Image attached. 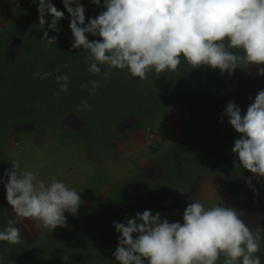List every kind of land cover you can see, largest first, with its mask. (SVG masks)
I'll return each instance as SVG.
<instances>
[{
    "label": "rangeland",
    "instance_id": "1",
    "mask_svg": "<svg viewBox=\"0 0 264 264\" xmlns=\"http://www.w3.org/2000/svg\"><path fill=\"white\" fill-rule=\"evenodd\" d=\"M89 1L81 0V3ZM51 2L58 10L64 11L61 0ZM84 8L87 18L90 11L85 5ZM99 11L101 8L93 5L92 16L95 17ZM47 23L48 21L43 29L38 24L37 4L32 3V0H12L5 10L0 11V58L3 59V64L7 59L9 64L13 63V67L4 66L3 75L0 76L3 79L0 90L16 97L14 114L11 117L7 115L1 123L6 126L0 129V175L5 168L11 166V162L18 161L21 168L38 170V179L45 182L53 177L63 180L75 188L81 197L84 196V200L75 216L67 213L65 225L51 231L43 226L37 227L38 221L32 218L16 216L4 199L5 190L3 184H0V229L6 226L9 218L14 217V226L20 230V243L24 247L27 244L35 246L36 243L46 245L49 237L55 239L58 235L70 233L66 238L69 239L68 250L63 252L58 246L55 251L62 254L61 264H119L112 256L119 233L114 231L108 217L111 222H123L145 209L153 207L161 211V206H166L165 210L170 213L165 218L172 222L181 219L190 197L200 200L205 207L224 204L232 206L240 211L241 218L250 228L255 229L258 225L264 227V188L260 189L263 182L258 184V181H261L259 178L252 180L250 188L245 184V179L252 174L247 172L232 174L219 171L216 165L206 168L195 161H190L191 169H187L184 162L177 163L172 172L169 159H165L167 163L162 160L166 152L178 143H182L181 147L186 148L185 151H188L190 145L200 148V134L206 135L209 127H213L211 130L214 129L218 133L225 132L222 120L218 121V114H222L227 101L231 100L236 92L243 90L246 91L248 105L251 99H254L256 91L264 88V77L256 75L255 66L249 70L237 68L231 75L225 72L237 82L220 78L225 82V87H216L217 83H212L211 93L206 88L194 99L184 98L160 112L146 107L141 97L145 93L162 97L165 88H162L159 81L162 78L174 81L178 73L186 70L190 64L183 57L175 72L151 71L146 74L144 80L131 77L126 69H112L109 77L104 78L110 84L105 86L103 81H100L103 90H98V94L92 95L97 99L96 105L89 104L90 110H85L72 90L57 97L53 94L56 89L47 78L32 79V73L37 69L47 71V68L40 65L51 57L50 54L46 55V52H49L47 49L63 50V46L69 42H61V38H65L64 32L69 29V16L66 11L58 21V32L48 30ZM43 30H48L49 36L55 35L56 43L47 45L46 41L41 40ZM28 47L43 50L41 52L45 54L46 59L36 60V63L24 62L23 65L12 59L20 50L16 58L18 59L21 50ZM78 55L80 58L83 56L81 53ZM29 63L31 68L27 66ZM211 69L213 76L220 74L218 69ZM70 72L69 77H72L73 69ZM154 83L157 85L155 89L152 86ZM77 91L79 90L74 92ZM152 101L156 104L155 100ZM70 110H76L78 113L85 111V114L90 112L95 118L101 117L102 121H98L97 125L92 123V120L81 121L83 118L79 120ZM165 122L172 128L177 127L175 130H178L179 135L168 150L156 155L155 150L158 147L152 144V139L157 133L158 125L161 126ZM109 124L111 127H108ZM98 125L100 130L94 131ZM81 127L85 128L82 130ZM138 131H143L141 137H136ZM186 137L192 139L187 140ZM138 140L147 143L148 154L143 157L145 151H137L136 156L123 165L122 161L128 159L127 150L132 147L135 150L141 148L136 143ZM216 156L220 154L217 153L214 157ZM49 173L51 175L48 176ZM156 183L158 187H163L165 192L166 200L162 201L164 204L153 195L147 196L148 190L157 194L154 191ZM257 184L260 187L258 191ZM99 228L103 229L101 235L96 233ZM100 236L103 244L99 240ZM106 239H110L107 243L111 255L110 262L101 263L99 256L104 251L107 253L106 249L103 250ZM82 247L84 252L79 250ZM263 247L264 240L261 241L260 251L257 253L261 264H264ZM89 248L91 250L88 251ZM223 259L221 254L216 264H223Z\"/></svg>",
    "mask_w": 264,
    "mask_h": 264
},
{
    "label": "clouds",
    "instance_id": "2",
    "mask_svg": "<svg viewBox=\"0 0 264 264\" xmlns=\"http://www.w3.org/2000/svg\"><path fill=\"white\" fill-rule=\"evenodd\" d=\"M64 11L51 0L37 4L38 24L58 32V21L66 11L72 36L71 48L86 50L87 71L94 77H109L112 69L123 70L144 80L148 72H175L183 57L192 68L206 65L229 75L237 68L256 67L264 77V0H90L101 11L85 20L81 0H61ZM50 17V20H49ZM43 30L41 40L56 43V36ZM89 35L99 37L90 40ZM46 45V46H47ZM58 73V74H55ZM52 76L59 97L69 88V75L37 69L32 79ZM97 79L81 83L82 90L94 95ZM251 99V98H250ZM81 106L90 110L87 100ZM227 123L239 133L231 152L238 164L252 176L264 178V88L258 89L243 112L233 100L222 111ZM223 122V121H221ZM234 164L237 161L233 162ZM0 175L4 199L16 216L38 221L49 230L64 226L65 212L75 216L82 198L63 180L38 179V170L10 163ZM254 191V189H253ZM180 220L170 222L160 212H137L123 222H112L119 233L112 256L119 264H261L257 255L264 240V227L250 228L236 208L205 205L191 199ZM14 217L0 229V242L18 244L20 230ZM0 264H5L0 259ZM8 264H12L10 260Z\"/></svg>",
    "mask_w": 264,
    "mask_h": 264
},
{
    "label": "trees",
    "instance_id": "3",
    "mask_svg": "<svg viewBox=\"0 0 264 264\" xmlns=\"http://www.w3.org/2000/svg\"><path fill=\"white\" fill-rule=\"evenodd\" d=\"M83 5H85L88 8V11H90L89 16H92V12L91 9L93 7V4L89 2H85L82 3ZM87 17V18H88ZM93 17V16H92ZM87 18H85V20L87 21ZM68 27V26H67ZM69 30V29H68ZM68 30H66L65 33V38H61V42L64 41H69L66 43V46L68 48H66V46H63V50L62 48H51V49H47L49 50V52H46V55L48 56V54H50L51 57H48L47 59L44 57V53L33 49V48H26L21 50L22 53H20V55L18 56L19 58H17V55L19 53L16 52L12 57L13 60H15L19 65H23L24 62H31L33 61V63H36V60H40L44 58V63L40 64L42 65V67L47 68V71L50 73H54L56 69H59L60 72H65L68 75L71 73L70 70L73 69L74 74L72 77H69V88L68 90H72V93H74L75 97H78L79 102H81V100H87L88 104H94L96 105V101L97 99L95 97H92V95L90 96L87 92V90H82L80 85L81 83H87L89 80L91 79H97L99 81H103L104 85L106 86L107 84L109 85L110 82H108L106 79L101 78L100 76H93L91 73H89L86 69H87V64L85 62V55H86V50L84 49H73L71 48V43H72V36H71V32L68 33ZM62 34V33H60ZM63 35V34H62ZM61 35V37H62ZM90 40L94 39L95 37L89 35L88 37ZM98 38V37H96ZM36 47V46H35ZM20 49V48H19ZM34 51L36 53H34ZM78 53L83 54L82 58L79 57ZM22 56V57H21ZM5 63L3 64V59L0 58V76L3 75V70H4V66H7L8 68L13 67V63L9 64V59L4 61ZM85 65V66H84ZM28 68H31L32 65L29 63L27 64ZM40 67V68H42ZM212 69L206 65H202V66H197L192 68L191 65H189L187 67L186 70H184L183 72L178 73L177 77L175 78L174 81H166L165 78H162L159 83L161 84L162 88H165L164 91V95L162 94V97H153L152 94H148L145 93L144 96L141 97V100L144 101L146 104V107H152L153 109H155L154 111L156 112H160L165 108H170L172 106L175 105V103H178V101H182V99L186 98L188 100H192L196 97V95H201V90H206V88L209 90V92H212V83L215 84L217 83L216 87H225L226 84L225 82L222 81V79L224 80H231V82L236 83L237 81L234 80V78H229L227 76V74L223 73V74H219L218 76H213L211 71ZM17 71V70H15ZM58 74V73H55ZM80 75L81 77L78 78L77 76ZM50 77V78H49ZM47 77L48 82L51 84V86L53 85L54 89H57V84L56 82L53 80L52 76ZM222 78V79H220ZM75 79H78L79 81L77 82V80L75 81ZM101 79V80H100ZM218 80V81H216ZM233 80V81H232ZM75 81V82H74ZM3 82V79L0 78V86L1 83ZM192 82V83H190ZM153 89H155L157 87V85H155V83L152 85ZM156 86V87H155ZM79 90L77 92H74L76 90ZM98 90H103L102 87L99 85L96 93L98 94ZM206 92V91H205ZM204 92V93H205ZM147 94L149 97H147ZM152 96V97H150ZM246 91H239L236 92L233 97L231 98V100H233L237 105L240 106L242 114L243 112L246 110L247 104H246ZM15 99L16 97H13L9 94H4V91L0 90V129L4 126H6V124H1L2 121L4 120V118L7 115H13L14 114V108L16 106L15 103ZM156 101V104L152 101V100ZM155 104V105H154ZM154 105V106H153ZM82 107V106H81ZM79 111V110H78ZM70 112L75 113L78 117L79 120H81V117L83 118V120L81 121H89L92 120V123H98V121L101 120V117H94L93 114H91L90 112L88 113H84L85 111H79L80 113H78L76 110H70ZM83 113V114H81ZM79 114V115H78ZM81 114V116H80ZM97 115L99 113H96ZM93 116V117H90ZM218 117L222 120V126L225 127V132L221 133V132H217L213 129V131L211 130V128L213 127H209L208 128V133L206 132V135L204 133L200 134V137H202V139L198 140L199 144H201L200 148H195V147H189L188 151H185L186 148L181 147L182 143H178L175 144L174 146H172L167 152H166V156L162 157V160L165 161V159H169L168 161L171 163L172 165V172L173 170L176 168V164L178 163H185V167L187 169H191V163L190 161H195L196 163H198L199 165L202 166H206V168H211L214 167V165L217 166L219 171H226V172H230L232 174H236V173H241V172H247L248 174H251L248 170L243 169L242 166H240L238 164V160L237 157L235 156V154H233L231 152V147H232V143L233 140L235 138L239 137V133L235 132V130L227 123V118L223 117L221 113L218 114ZM102 121V120H101ZM97 125V124H96ZM94 125V126H96ZM108 127H111L110 124L108 125ZM82 130L85 127H81ZM80 128V129H81ZM99 131V125L94 128V131ZM108 133L109 130H107ZM187 140H191L192 137H186ZM202 142V143H201ZM186 143V142H185ZM184 143V144H185ZM183 144V145H184ZM217 153L220 154V156H216ZM5 160V159H4ZM6 161V160H5ZM234 161H237V163H233ZM165 163H167V161H165ZM164 170H166L165 166H164ZM261 181H258V184L263 182L262 188L259 187V185L257 184L256 190L258 191L259 188L263 189L264 188V178H259ZM155 193L157 192V194H152V192L150 190H148L149 193H147V196H155L156 199L164 204L162 201L166 200V195L165 192L163 190V187H158L157 183L155 184ZM150 194V195H149ZM262 194V193H261ZM166 207V206H165ZM165 207L163 208V206H161V211L156 210V208H151V212L154 214L156 212H160L162 217H167L170 213L167 212V210H165ZM166 211V212H165ZM100 213V212H98ZM165 213V214H164ZM111 216V215H110ZM108 221L112 224L111 219L108 217ZM108 227L109 224H107ZM108 230V229H107ZM106 230V231H107ZM103 229L99 228L96 233L98 235H101ZM110 232V230H108ZM70 233L64 235H58V237H56L54 239V237H49L47 240V244L46 245H39L36 243L35 246L27 244L24 245L21 243L18 244H8L7 242H0V249H5L6 251H0V259H3L5 264H8V262L11 260L12 264H61L60 261L62 260V254H57L55 251L56 249H58V246L60 247V250H62L63 252H66L69 248V239L68 236ZM100 242L103 244V239L101 238V236L99 237ZM102 240V241H101ZM59 241V243H58ZM105 241V240H104ZM110 241V239H106L105 243H104V247L103 250L106 249L107 253L105 254V251L102 255L99 256L100 262L101 263H109L110 262V257L111 255L109 254V247L107 246V243ZM56 248H55V247ZM79 250L81 252H84V247H82L81 249L79 248ZM91 250L90 248L88 249V251ZM65 254V253H63ZM72 257V256H71ZM70 258V256H69ZM68 258V259H69ZM74 258V257H73ZM263 258H264V247H263ZM68 262V261H67Z\"/></svg>",
    "mask_w": 264,
    "mask_h": 264
},
{
    "label": "crops",
    "instance_id": "4",
    "mask_svg": "<svg viewBox=\"0 0 264 264\" xmlns=\"http://www.w3.org/2000/svg\"><path fill=\"white\" fill-rule=\"evenodd\" d=\"M12 0H0V11H3V10H5L6 9V7H8V5L10 4V2H11ZM171 123V122H170ZM175 129H177V127L175 128H172V126L169 124V123H163L161 126H159L158 125V128H157V131L156 130H154V131H156L157 133L154 135V137H153V139H152V144H155V146H157L158 148H157V150H155L156 151V155L158 154V153H162L163 151H166V150H168L169 148V146L173 143H175L174 141H175V139H176V137H178V130H175ZM143 135V131L142 132H136V137H141ZM138 139V138H137ZM137 143V145L139 146V147H141L139 150H135L133 147L130 149V150H127V154H128V159H124V161H122V164L124 165L125 163H127V161H130V160H132L133 158V156H136L135 154H136V152L138 151V153L140 152V151H145L144 152V156L143 157H145L147 154H148V152L146 151V149L148 148L147 146L148 145H146L147 143L146 142H144V141H137L136 142ZM172 144V145H173ZM137 146V147H138ZM155 153V152H154ZM153 153V154H154ZM152 154V155H153ZM129 165H130V163H129ZM49 175H51V173H49L48 174V176ZM41 178H43L42 176H41ZM86 184V183H85ZM82 198V200H84V196L83 197H81ZM64 215H67V212H65L64 213ZM58 227V226H57Z\"/></svg>",
    "mask_w": 264,
    "mask_h": 264
}]
</instances>
